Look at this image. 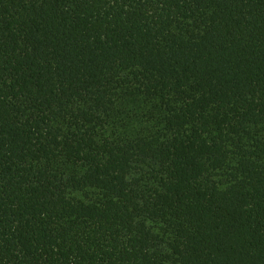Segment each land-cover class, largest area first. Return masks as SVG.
<instances>
[{"label": "trees", "instance_id": "1", "mask_svg": "<svg viewBox=\"0 0 264 264\" xmlns=\"http://www.w3.org/2000/svg\"><path fill=\"white\" fill-rule=\"evenodd\" d=\"M0 264H264V0H0Z\"/></svg>", "mask_w": 264, "mask_h": 264}]
</instances>
